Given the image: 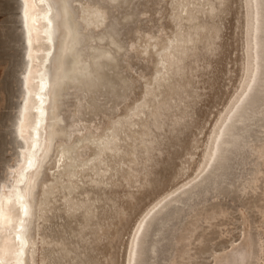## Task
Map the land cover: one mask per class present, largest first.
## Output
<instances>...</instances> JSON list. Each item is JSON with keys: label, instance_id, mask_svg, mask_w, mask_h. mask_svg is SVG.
<instances>
[{"label": "bare ground", "instance_id": "1", "mask_svg": "<svg viewBox=\"0 0 264 264\" xmlns=\"http://www.w3.org/2000/svg\"><path fill=\"white\" fill-rule=\"evenodd\" d=\"M24 12L20 0L0 264H135L146 221L212 167L254 83L258 0H28Z\"/></svg>", "mask_w": 264, "mask_h": 264}, {"label": "rangeland", "instance_id": "2", "mask_svg": "<svg viewBox=\"0 0 264 264\" xmlns=\"http://www.w3.org/2000/svg\"><path fill=\"white\" fill-rule=\"evenodd\" d=\"M258 69L212 167L157 209L135 264H264V0ZM25 46L20 0H0V185L16 159Z\"/></svg>", "mask_w": 264, "mask_h": 264}, {"label": "snow or ice", "instance_id": "3", "mask_svg": "<svg viewBox=\"0 0 264 264\" xmlns=\"http://www.w3.org/2000/svg\"><path fill=\"white\" fill-rule=\"evenodd\" d=\"M41 2H43V0H41ZM27 3H28V0H25V12H24L25 17H27V15H28ZM28 163H29V165H31V161H29ZM25 215H27V210L26 209H25ZM9 223H10V221H9ZM20 223L23 224V220H21ZM21 243L23 244V241H21Z\"/></svg>", "mask_w": 264, "mask_h": 264}]
</instances>
